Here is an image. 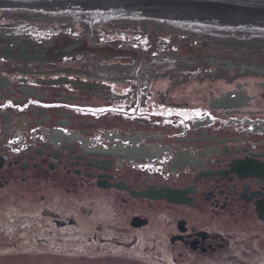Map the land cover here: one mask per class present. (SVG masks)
I'll list each match as a JSON object with an SVG mask.
<instances>
[{"label":"flooded vegetation","instance_id":"flooded-vegetation-1","mask_svg":"<svg viewBox=\"0 0 264 264\" xmlns=\"http://www.w3.org/2000/svg\"><path fill=\"white\" fill-rule=\"evenodd\" d=\"M28 19L0 14L2 256L264 264V45Z\"/></svg>","mask_w":264,"mask_h":264},{"label":"water","instance_id":"water-1","mask_svg":"<svg viewBox=\"0 0 264 264\" xmlns=\"http://www.w3.org/2000/svg\"><path fill=\"white\" fill-rule=\"evenodd\" d=\"M175 4L178 6H171ZM17 8L92 20L128 13L133 18L143 14L159 21L186 17L183 24L193 30H260L259 35L264 36V0H0V10Z\"/></svg>","mask_w":264,"mask_h":264},{"label":"rangeland","instance_id":"rangeland-1","mask_svg":"<svg viewBox=\"0 0 264 264\" xmlns=\"http://www.w3.org/2000/svg\"><path fill=\"white\" fill-rule=\"evenodd\" d=\"M76 198L75 195L69 196V198ZM159 226L158 222L154 220L152 224H150V231L147 233V235L156 234L157 227ZM144 244L143 246L140 245L139 249H143L145 247H148L149 249H152L150 247V240L146 237H142ZM17 246V244H16ZM164 246L163 241H157L156 249L161 248ZM93 249H86V251H92ZM94 249L93 251H95ZM151 256V255H150ZM142 257V256H141ZM118 259H104L101 258V260L98 259H90V258H79V257H65V258H57L53 256H49L42 252L34 251L33 253L25 252L20 254L19 256H6L0 253V264H138L140 263L137 261L130 260L129 262L124 260ZM122 261L126 262L123 263ZM166 261V260H165ZM138 262V263H137ZM142 264H146L145 262ZM149 264V263H148Z\"/></svg>","mask_w":264,"mask_h":264}]
</instances>
